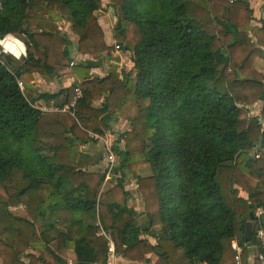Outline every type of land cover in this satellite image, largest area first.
<instances>
[{
  "label": "trees",
  "instance_id": "trees-1",
  "mask_svg": "<svg viewBox=\"0 0 264 264\" xmlns=\"http://www.w3.org/2000/svg\"><path fill=\"white\" fill-rule=\"evenodd\" d=\"M249 3L108 0L116 18L108 45L95 14L102 0H0V38L25 48L22 59L0 55V264H67L70 256L106 264L101 232L118 256L141 264L149 255L154 264H248L252 247L261 251L262 221H252L250 246L241 239L250 213L264 211V20L250 28ZM66 25L80 53L108 59L118 45L133 68L111 64L96 77L91 61H78L71 68L81 81L34 96L33 74L51 81L72 59ZM77 87L81 96L64 110ZM127 104L130 129L115 132L109 178L105 162L79 166L96 143L90 133L111 131ZM127 180L144 203L140 216L128 206Z\"/></svg>",
  "mask_w": 264,
  "mask_h": 264
},
{
  "label": "crops",
  "instance_id": "crops-1",
  "mask_svg": "<svg viewBox=\"0 0 264 264\" xmlns=\"http://www.w3.org/2000/svg\"><path fill=\"white\" fill-rule=\"evenodd\" d=\"M106 4H108V0H105ZM250 6L254 11V20L251 22V26L250 28L254 27V26H260L261 25V21L264 20V0H250ZM103 7L105 8V4H104V0H102V9ZM107 8H105L106 10ZM104 12V13H103ZM98 17L99 15L103 18V19H107V16L110 15V18L108 16V21H102V18L99 17V22L101 27L103 28L104 31V36H105V41L108 45H113L114 44V38H113V28L116 24V18L114 16V14L110 13L109 8L104 11V10H99L98 12ZM105 16V18H104ZM110 20V21H109ZM66 31L68 29V25L66 26ZM69 39L72 41V45L70 46V53H71V61L69 62V64L67 66H62V67H57L56 68V74L55 77L51 80V81H46L44 79L41 78V76L38 73L33 74L34 79L32 80L31 84H32V92L34 96L43 94V93H49V94H54L57 93L60 89L63 88H68L69 86L78 83L79 81L82 80L81 78V72H74L71 68L72 65H70L71 62H73V64L75 62L78 61H91V69H90V73L93 76L96 77H104L106 75V69H108V66L113 64V65H117L119 67V70H124L125 72H128L131 70V68H133V56L132 53L128 52V51H115L112 54L111 58L108 59H104L102 55L100 54H95V55H89V54H85V53H80L77 50V37L73 36V37H69ZM20 43H22L20 41ZM23 45V43H22ZM24 53L22 54V56L20 57V59H22L23 57H25V48H23ZM258 63L261 65V69L264 71V53L262 54V56L258 59ZM36 105L41 109L43 107H46V105L44 104V102L42 100H38L35 101ZM100 101L96 103V105H99ZM67 106V105H66ZM65 106V107H66ZM261 106L262 103L258 102L256 104H254L252 107H250L251 109V114L252 115H259L260 110H261ZM128 107V104L124 107V109H120L117 111L116 114V118L114 119L113 123H112V131H118V129H122L125 128V130L130 129V126L128 124V122L125 120L124 116H123V112L126 110V108ZM48 108V107H46ZM52 109H56L55 107H50L48 108V110H52ZM123 130V131H125ZM111 131V132H112ZM121 130V132H123ZM110 137L111 135L108 134ZM112 136H113V132H112ZM108 142L110 144H112V141L110 140L109 137L104 136ZM93 152L89 153V156H92ZM132 184V183H131ZM132 194H131V193ZM130 199L128 201V206L133 208L135 210V212L137 214H140L138 211L143 210L144 207V203H141L142 200L139 196L138 193H136V189L135 187H132L130 189ZM139 199L141 202H139ZM143 206V207H142ZM141 210H138L139 208H141ZM36 227H38V225H36ZM38 230V228H36ZM150 242H153L152 239H150ZM258 251L254 250V247H252L251 251L249 252V258H248V264H255V256L256 253ZM150 261L149 262H145L143 264H154L155 262V257L149 255ZM71 261V262H70ZM120 261L121 264H141L135 261H128L125 259H122L120 257ZM67 264H73L74 263V259L72 256H70V259H68Z\"/></svg>",
  "mask_w": 264,
  "mask_h": 264
},
{
  "label": "built area",
  "instance_id": "built-area-1",
  "mask_svg": "<svg viewBox=\"0 0 264 264\" xmlns=\"http://www.w3.org/2000/svg\"><path fill=\"white\" fill-rule=\"evenodd\" d=\"M5 39H10L9 41H11V45L10 46H4V44L2 43L3 40ZM19 40L17 38H15L12 35H6L2 38H0V55L1 54H9L12 55L13 57L20 59V57L22 56V54L24 53V51L22 50L21 54L19 56H16L13 52V49H17L18 47H16V44ZM20 42V41H19ZM14 45V46H13ZM116 50L117 51H121L119 46L116 45ZM70 65H73V62L70 63ZM21 88L22 85L21 83H19ZM81 96V90L80 88H76L75 91V96H74V100L67 105L64 110H67L69 108L74 107V103H75V99L79 98ZM42 110H48V108L43 107L41 108ZM90 135L95 139L98 140L99 142H101L104 145L105 151H106V168H107V172H106V179L109 178L110 176V171L112 169V167L114 166V164L117 161V158L115 156V153L113 152L112 148H111V144L108 142V140L102 136V135H97V134H92L90 133ZM264 217V211L262 208H257V210L254 213V218L257 219L258 221H262ZM102 235H104L107 239L108 242V246H107V259H106V264H121L120 261V256H118V254L116 253V248L115 245L113 243V241L104 233L101 232ZM255 240L257 245L260 246L261 251L256 253L255 259L257 261V264H264V226H260L256 232H255ZM231 247L232 249L235 251V259L237 262L240 261V255L242 252V247L236 242V241H232L231 243ZM71 262V261H70Z\"/></svg>",
  "mask_w": 264,
  "mask_h": 264
},
{
  "label": "rangeland",
  "instance_id": "rangeland-1",
  "mask_svg": "<svg viewBox=\"0 0 264 264\" xmlns=\"http://www.w3.org/2000/svg\"><path fill=\"white\" fill-rule=\"evenodd\" d=\"M106 1L104 0V4H105V8H109V10H110V13H112L113 14V10L110 8V7H107V4L105 3ZM105 8L103 7V9H101V10H104V11H106L105 10ZM99 11H97L95 14L98 16V13ZM104 13V12H103ZM109 16V18H110V15H108ZM108 16H107V19H103L100 15H99V17H101L102 18V21H105V22H107L108 21ZM98 17V18H99ZM104 18H105V16H104ZM110 21V20H109ZM67 26V25H66ZM66 26H63L62 27V32L63 33H67L68 34V36L69 37H73V36H75V35H73L68 29H67V31H66ZM76 37V36H75ZM19 44V43H18ZM18 49H20V46H18ZM15 50V49H14ZM121 51H124V50H122V49H120ZM116 51V50H115ZM121 130L123 131V130H125V128H122V129H118V131H115L116 133L117 132H121ZM112 131V130H111ZM111 131H106L102 136H106V137H109L110 138V140L112 141V143H114V140H115V138H116V133L114 132V131H112L113 132V136H112V132ZM124 132V131H123ZM108 134H110L111 135V137L108 135ZM101 135V134H100ZM95 145H92V148H90V152H93V154H92V156H89V155H86V154H82V158L80 159V162L82 163L81 165L79 164V166H81L82 168H84V169H87V170H89V171H96V170H98V169H101L104 165H105V163L104 162H106V152H105V149H104V147L101 145V142H99L98 140H95ZM88 146V145H87ZM86 148V147H85ZM253 153V152H252ZM150 173V172H149ZM145 174H148V171H146L145 172ZM128 178H130V175H128ZM133 181V182H132ZM127 180L126 181V184H125V186H126V188L128 189V190H130L132 187H135V184H134V180ZM12 183L14 184V185H22V182L20 181V178H19V176L18 175H16V177L12 180ZM132 183V184H131ZM108 184H109V182H108ZM131 193V192H130ZM132 194V193H131ZM139 202H141L140 201V199H139ZM141 203H143V201L141 202ZM144 205V204H143ZM143 207V206H142ZM142 207L141 208H139L138 210H141L142 209ZM143 209H144V207H143ZM13 211L17 214V215H20V216H23V217H27L28 215H27V213H26V210L24 209V207L23 206H17V207H14L13 208ZM140 214H139V216L140 215H142L143 214V210H141V211H138ZM38 225V224H37ZM36 228H39V225H38V227H36ZM55 243H53L52 245H51V248H55ZM68 259H70V257L69 258H65V261H67Z\"/></svg>",
  "mask_w": 264,
  "mask_h": 264
},
{
  "label": "water",
  "instance_id": "water-1",
  "mask_svg": "<svg viewBox=\"0 0 264 264\" xmlns=\"http://www.w3.org/2000/svg\"><path fill=\"white\" fill-rule=\"evenodd\" d=\"M253 219H254V213L251 212L250 213V221H248L246 223L245 231L241 237L242 241L246 242L248 244V246L251 245V239H252V233H253V223H252ZM262 222L264 224V217L262 219Z\"/></svg>",
  "mask_w": 264,
  "mask_h": 264
},
{
  "label": "bare ground",
  "instance_id": "bare-ground-1",
  "mask_svg": "<svg viewBox=\"0 0 264 264\" xmlns=\"http://www.w3.org/2000/svg\"><path fill=\"white\" fill-rule=\"evenodd\" d=\"M10 39H5V40H3V44H4V46H10L11 44V41H9ZM19 43V44H18ZM14 46V45H13ZM18 46H20V49H13V52H14V54L16 55V56H19L20 54H21V52H22V50H23V48H24V44L22 45V43H20L19 41L17 42V44H16V47H18Z\"/></svg>",
  "mask_w": 264,
  "mask_h": 264
}]
</instances>
